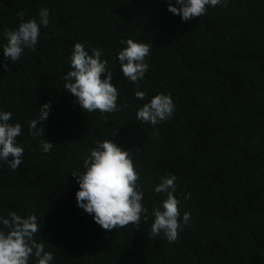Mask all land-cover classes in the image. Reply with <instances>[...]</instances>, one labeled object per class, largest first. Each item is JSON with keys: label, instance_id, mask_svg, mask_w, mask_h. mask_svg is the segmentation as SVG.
<instances>
[{"label": "trees", "instance_id": "trees-1", "mask_svg": "<svg viewBox=\"0 0 264 264\" xmlns=\"http://www.w3.org/2000/svg\"><path fill=\"white\" fill-rule=\"evenodd\" d=\"M227 4L184 22L168 0H0V112L21 124L24 148L16 171L0 161V217L34 213L35 239L53 253L51 264H264V0ZM44 8L49 25L35 50L7 60L4 29L18 27L21 10L39 21ZM128 39L152 45L139 88L117 58ZM77 42L89 54L102 50L119 111H84L64 88ZM161 93L173 99L172 117L155 126L138 120L137 110ZM44 104L51 109L39 121ZM35 118L43 137L29 134ZM42 139L54 145L49 153ZM104 139L132 152L148 209L138 225L106 231L77 206L71 174L84 173ZM165 175L176 176L181 222L184 212L192 217L172 243L163 232L149 236L152 209L166 198L154 188Z\"/></svg>", "mask_w": 264, "mask_h": 264}, {"label": "clouds", "instance_id": "clouds-1", "mask_svg": "<svg viewBox=\"0 0 264 264\" xmlns=\"http://www.w3.org/2000/svg\"><path fill=\"white\" fill-rule=\"evenodd\" d=\"M168 2V11L180 16L184 22L205 15L208 6H228L227 0H176L179 8L173 7L171 0ZM38 15L39 21L36 18L25 20V12L21 10L17 13L20 20L18 27L15 30L4 29L7 43L3 45V54L7 60L15 63L20 60L25 48L35 50L41 25L45 28L49 25V10L41 9ZM120 43L126 45L117 54L123 76L139 88V82L149 69L145 58L152 45L132 39L121 40ZM102 56L103 52L99 48H92L89 54L83 43H75L70 56L72 70L62 77L64 88L89 113L97 110L101 113H113L120 110L117 104L119 92L111 83L113 74L107 68L108 60L102 59ZM4 68L7 70L8 65H4ZM104 74L106 78L102 79ZM135 96L144 100L146 93L136 91ZM50 109V104H44L39 109V121L47 120ZM174 109L171 96L161 93L140 107L136 117L143 123L155 126L170 119ZM11 119V112H0V161L6 162L16 171L23 163L21 157L24 148L16 139L22 134V126L20 123H9ZM39 121L35 118L29 122V134L34 137H43L44 129L38 127ZM53 146L52 143L41 140L44 153H49ZM83 167L84 173L71 174L79 184V191L76 192L77 206L93 215L94 222L106 231L129 224L138 225L142 214L147 213L148 209L142 202L144 192L138 184L140 173L136 170L132 152L122 150L112 140H97L96 146L84 159ZM175 181V175H165L155 186V193L166 194V198L159 207H153L154 222L149 232V236H159L163 232L169 243L178 239L179 231L182 227L189 226L192 218L190 212H184L181 222V201L175 195ZM190 195L187 194L185 199ZM144 219L146 221L147 216ZM0 225L3 226L0 229V264H29L30 257L33 256L36 264H51L53 253L45 251L44 241L35 239L41 226L34 213L22 217L11 211L8 218L0 217Z\"/></svg>", "mask_w": 264, "mask_h": 264}]
</instances>
